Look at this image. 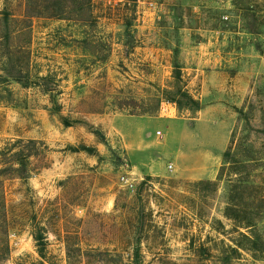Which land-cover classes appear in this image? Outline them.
Listing matches in <instances>:
<instances>
[{"label": "rangeland", "instance_id": "rangeland-1", "mask_svg": "<svg viewBox=\"0 0 264 264\" xmlns=\"http://www.w3.org/2000/svg\"><path fill=\"white\" fill-rule=\"evenodd\" d=\"M0 78V264H264V0H0Z\"/></svg>", "mask_w": 264, "mask_h": 264}, {"label": "trees", "instance_id": "trees-1", "mask_svg": "<svg viewBox=\"0 0 264 264\" xmlns=\"http://www.w3.org/2000/svg\"><path fill=\"white\" fill-rule=\"evenodd\" d=\"M177 71V70H175ZM44 79V78H42ZM0 80L5 82L6 80L0 78ZM174 86L172 90H165L164 94L166 95V99L168 98L169 102L173 103L178 111H187L190 113H197L201 110V104L198 100H195L188 92L185 90L183 87H181V76L179 72H175L174 74ZM80 150L82 151H90V148H85L84 146L80 147ZM231 159L230 152L225 151L222 155V160H223V166L220 168L219 175L224 170V166L229 163V160ZM13 171H17L14 170ZM226 216H229V214H226ZM241 226L240 228L247 230L250 235L242 234L240 233L239 235L241 236L242 239H244L248 243V250H252L255 248V245L257 244L258 241V236L257 234L253 231L255 228L256 224L253 222H242L240 223ZM34 241L36 243V247H38V252L40 256H42V250L44 249V239L41 235H35ZM138 245V244H137ZM136 245L135 252H134V257H133V263L132 264H141L140 256H139V251H138V246Z\"/></svg>", "mask_w": 264, "mask_h": 264}, {"label": "built area", "instance_id": "built-area-1", "mask_svg": "<svg viewBox=\"0 0 264 264\" xmlns=\"http://www.w3.org/2000/svg\"><path fill=\"white\" fill-rule=\"evenodd\" d=\"M157 135H160V133L157 132ZM168 170H170V171L172 170V165H169V166H168ZM120 182H121L123 185H125L126 187H131V188L134 187V185L130 182V180H129L128 178L124 177V176H122V177L120 178Z\"/></svg>", "mask_w": 264, "mask_h": 264}, {"label": "crops", "instance_id": "crops-1", "mask_svg": "<svg viewBox=\"0 0 264 264\" xmlns=\"http://www.w3.org/2000/svg\"><path fill=\"white\" fill-rule=\"evenodd\" d=\"M224 149V147L221 149V151L220 152H222V150ZM212 156H214L213 154H211V156L210 155H208V158H211Z\"/></svg>", "mask_w": 264, "mask_h": 264}]
</instances>
